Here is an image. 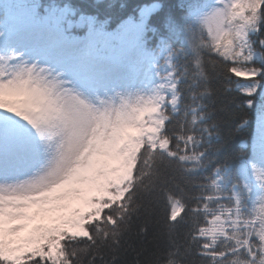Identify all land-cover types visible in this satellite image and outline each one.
I'll use <instances>...</instances> for the list:
<instances>
[{
  "label": "snow or ice",
  "instance_id": "6c2138e0",
  "mask_svg": "<svg viewBox=\"0 0 264 264\" xmlns=\"http://www.w3.org/2000/svg\"><path fill=\"white\" fill-rule=\"evenodd\" d=\"M180 7L109 31L0 0V264H118L160 200L146 264H264V0ZM213 79L244 112L236 155L213 148Z\"/></svg>",
  "mask_w": 264,
  "mask_h": 264
},
{
  "label": "trees",
  "instance_id": "16d2710c",
  "mask_svg": "<svg viewBox=\"0 0 264 264\" xmlns=\"http://www.w3.org/2000/svg\"><path fill=\"white\" fill-rule=\"evenodd\" d=\"M41 2L46 4L51 0H41ZM55 2L68 5L78 14L96 17L111 31L129 17L138 15L139 8L153 3L162 6V12L158 13L161 18L169 11L180 13L183 0H55ZM225 84L223 80L213 79L210 85L213 96L208 101L209 110L213 113V119L219 127V137L213 140V148H222L223 152L236 155L250 143L249 132L237 130L236 125L244 116V112L237 107L240 103L239 97L235 93L224 92ZM217 158L223 159V154L218 153L213 157V159ZM145 222L148 225L147 233L140 235L139 227ZM163 223L164 201L160 200L151 216L145 218L141 215L139 220H133L118 264H137V262L146 264L147 260L153 258V254L161 250L160 233Z\"/></svg>",
  "mask_w": 264,
  "mask_h": 264
}]
</instances>
